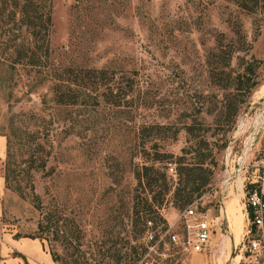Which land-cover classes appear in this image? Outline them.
Instances as JSON below:
<instances>
[{
	"label": "rangeland",
	"instance_id": "obj_1",
	"mask_svg": "<svg viewBox=\"0 0 264 264\" xmlns=\"http://www.w3.org/2000/svg\"><path fill=\"white\" fill-rule=\"evenodd\" d=\"M30 1L41 13L36 24L47 7L50 17L36 66L20 52L30 42L23 0H0V264H233L243 220L242 175L234 170L239 161L242 172L264 159V66L245 69L251 58L264 63V8L249 11L236 0ZM85 69L104 73L95 79L79 72ZM54 78H79L88 94L71 84L74 91L64 92L76 103L55 104ZM231 96L246 101L229 123L223 104ZM188 123L216 162L209 185L186 205L175 203L171 190L157 215L140 203L136 218L133 196L153 195L133 179L145 160L141 149L146 158L154 149L179 155L190 144L182 129ZM9 133L7 159L1 134ZM34 140L42 148L29 162ZM174 168L162 164L169 185ZM4 172L13 175L9 188ZM230 187L238 199L228 196ZM220 202L241 222L236 238ZM190 205L211 216L210 252L173 249L162 258L144 251L143 219L160 229Z\"/></svg>",
	"mask_w": 264,
	"mask_h": 264
},
{
	"label": "trees",
	"instance_id": "obj_2",
	"mask_svg": "<svg viewBox=\"0 0 264 264\" xmlns=\"http://www.w3.org/2000/svg\"><path fill=\"white\" fill-rule=\"evenodd\" d=\"M27 1V2H26ZM237 5L242 8L249 11H252V6H256L258 8H264V0H236ZM260 1V2H259ZM248 4H251V6H248ZM252 9V10H251ZM21 13V19L25 23L26 32L29 36L30 42L26 44V46H23L20 50L22 57L26 59L25 64L29 66H36L39 63V60L43 57L41 55L42 48L44 53L46 52V44H47V33H48V26H49V13H48V7L45 9V12L43 15V23L42 24H36L34 21L36 18H40L39 14L40 12H36L35 8L30 0H23L22 7L20 8ZM37 14V15H36ZM19 59V58H17ZM252 64L255 65H262L264 66V63H262L260 60L251 58L250 64L246 65L245 69H250L249 66ZM104 70L102 69H85V70H79V72H83L84 75H87L89 77V74H91L95 79L99 76L98 74H102ZM250 71V70H249ZM83 75V76H84ZM56 79V82L52 85V97L51 99L55 104H63L68 105L69 103H76V102H70L76 100V95L69 94L66 95L64 90L68 91H74L71 87V84H73L75 87H77L78 90H84L85 91V85L81 84L75 78L73 80H60L58 78ZM76 81V82H75ZM116 87V86H114ZM224 88L226 86H223ZM252 87L247 89V96L250 94V90ZM113 89L108 90V92H112ZM85 93H87L85 91ZM88 94V93H87ZM111 94V93H110ZM69 97V98H68ZM73 99V100H71ZM246 99H235L234 96H231L230 98L227 97L224 104H223V112L227 119L230 121L234 120V117L236 116V113L239 109V105L243 102H245ZM117 105V104H114ZM197 123L198 127H200V122ZM47 127H50L48 123H45ZM11 127V126H10ZM194 124L188 123L184 124L182 126V129L186 133L187 137H190V144L189 146L185 148L180 149L179 155H172L166 152H161L158 150H152V156L149 158H146L143 156L144 154H148L146 150L141 149L140 156L144 157V161H142L140 164L136 165L133 170V179L136 182V185L138 187H143V189H148L149 193H152L153 195L147 199L146 197H143V199H140V196L138 194H135L132 198V207L131 211L133 213V216L138 218L139 211L138 205L141 203V207L143 212L147 213H155V215L158 214L157 210H159L160 205L162 203V199L166 195L169 194V192L172 190V199L175 203H180L183 205L189 204L193 198H198L201 196L202 193L206 190L207 186L209 185V181L214 169V166L216 165V162L214 160V157L212 155V151L210 148L206 146L205 140L200 137L198 134H194ZM22 132L25 131L24 128H21ZM29 131V130H28ZM26 137H34L33 133L29 132H23ZM5 136V157L11 158V154L9 151L10 147V136L11 134H1ZM37 137V136H36ZM193 143H196V146H193ZM202 143V144H201ZM34 148L31 149L30 152H27L26 155V161L33 162V158L35 155V151L37 148H42L41 144L34 140ZM142 147V146H141ZM142 153V154H141ZM143 159V158H142ZM165 162H172L175 165L174 172L176 175V182L173 185H169L170 179L166 177L164 171L161 170L162 164ZM42 166L43 167V161H40L38 165L36 166ZM33 166L32 168H34ZM31 168V169H32ZM8 174V175H7ZM9 174L11 176L12 172H4L3 176V182L5 185V188H9L10 185L8 183L9 180ZM29 189H32L31 186H29ZM16 191L19 190L18 186L15 188ZM33 196V202L35 209H41L40 204L37 201V196L35 193L32 194ZM146 221H151V219L144 218L142 221V227ZM39 227V226H38ZM35 238V237H34ZM37 239V238H36ZM38 240H41L40 238ZM51 260L54 262L56 260V256L53 254H50Z\"/></svg>",
	"mask_w": 264,
	"mask_h": 264
},
{
	"label": "built area",
	"instance_id": "obj_3",
	"mask_svg": "<svg viewBox=\"0 0 264 264\" xmlns=\"http://www.w3.org/2000/svg\"><path fill=\"white\" fill-rule=\"evenodd\" d=\"M168 171L167 174L174 178L172 168H168ZM240 174L243 220L239 241L232 247L234 257L231 262L264 264V159L244 166ZM211 222L207 211L196 210L190 205L178 213L173 223L165 220L163 228L155 229L151 221H146L143 225L141 245L144 251H152L162 258H168L169 250L173 249L181 254L203 256L210 252Z\"/></svg>",
	"mask_w": 264,
	"mask_h": 264
},
{
	"label": "bare ground",
	"instance_id": "obj_4",
	"mask_svg": "<svg viewBox=\"0 0 264 264\" xmlns=\"http://www.w3.org/2000/svg\"><path fill=\"white\" fill-rule=\"evenodd\" d=\"M264 91V88L262 89ZM260 96V95H259ZM259 96H256V97H259ZM234 180V179H233ZM239 191L237 188H233V187H230L229 188V191H228V196L232 197V198H236L238 199L240 197V195L238 194ZM234 201V200H233ZM229 202V201H228ZM235 202V201H234ZM233 202V203H234ZM230 203V202H229ZM232 203V202H231ZM232 203V204H233ZM226 210V212H225ZM232 208L228 205H226V209H225V205L224 203L222 204V214L223 216L226 215V219H227V222H228V229H229V233L234 237L236 238L237 235L239 234V230H240V227H241V222L240 220H237L235 218V215L233 214L232 212ZM229 234V235H230ZM231 243V242H230ZM230 257V256H229Z\"/></svg>",
	"mask_w": 264,
	"mask_h": 264
},
{
	"label": "water",
	"instance_id": "obj_5",
	"mask_svg": "<svg viewBox=\"0 0 264 264\" xmlns=\"http://www.w3.org/2000/svg\"><path fill=\"white\" fill-rule=\"evenodd\" d=\"M264 119V118H263ZM255 138V134L252 136V140L250 141V144L251 142L254 140ZM243 157V153L240 155V159ZM240 168H241V162L239 161V163H237L236 167H235V170H234V175L233 176H236L237 174H239V171H240ZM220 209H222V205H221V202H220Z\"/></svg>",
	"mask_w": 264,
	"mask_h": 264
},
{
	"label": "crops",
	"instance_id": "obj_6",
	"mask_svg": "<svg viewBox=\"0 0 264 264\" xmlns=\"http://www.w3.org/2000/svg\"><path fill=\"white\" fill-rule=\"evenodd\" d=\"M2 138V137H1ZM3 151H4V146H3ZM3 151H2V153H3ZM2 153H0V155L2 154ZM53 264V263H52Z\"/></svg>",
	"mask_w": 264,
	"mask_h": 264
}]
</instances>
